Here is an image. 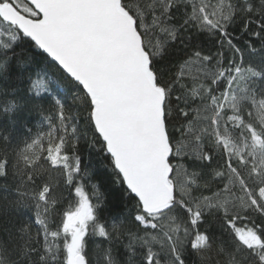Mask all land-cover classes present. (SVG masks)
<instances>
[{
  "label": "snow or ice",
  "instance_id": "obj_1",
  "mask_svg": "<svg viewBox=\"0 0 264 264\" xmlns=\"http://www.w3.org/2000/svg\"><path fill=\"white\" fill-rule=\"evenodd\" d=\"M0 264H264V0H0Z\"/></svg>",
  "mask_w": 264,
  "mask_h": 264
},
{
  "label": "trees",
  "instance_id": "obj_2",
  "mask_svg": "<svg viewBox=\"0 0 264 264\" xmlns=\"http://www.w3.org/2000/svg\"><path fill=\"white\" fill-rule=\"evenodd\" d=\"M38 51V50H37ZM81 155L83 160V165L90 167L91 169L96 170L98 173L106 174L104 165L100 157L96 154L95 151L88 148L87 146H81ZM23 217L31 218V213L27 210H24Z\"/></svg>",
  "mask_w": 264,
  "mask_h": 264
}]
</instances>
